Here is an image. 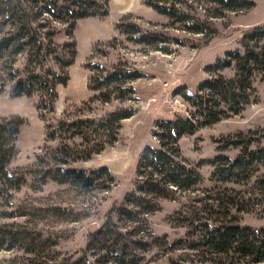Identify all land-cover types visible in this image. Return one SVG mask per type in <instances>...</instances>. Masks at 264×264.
I'll list each match as a JSON object with an SVG mask.
<instances>
[{"label":"rangeland","instance_id":"374dc122","mask_svg":"<svg viewBox=\"0 0 264 264\" xmlns=\"http://www.w3.org/2000/svg\"><path fill=\"white\" fill-rule=\"evenodd\" d=\"M6 1L0 0V13ZM89 1L14 0L20 14L38 28L40 43L27 37V50L12 57L0 46V117L26 120L9 170L35 171L12 199L0 201V223H17L24 238L37 233L40 239L33 252L0 251V263L121 264L119 258H124V264H264L208 244L212 231L224 226L264 229V157L247 156L244 150L249 140V151L264 147V81L259 75L244 110L179 139V159L200 174L197 184L185 190L166 184L164 195L136 185L141 153L147 146L159 147L157 122L197 118V107L187 96L201 92V83L211 77L208 66L229 51L243 50L244 35L264 26V0H249L255 2L252 9L223 15L220 6L208 0H157L184 9L186 21L159 13L143 0H111L108 17L78 19L71 33L78 12L96 11ZM98 1L107 8L106 0ZM192 25L202 31H193ZM0 29L2 38L11 26ZM74 39L79 53L67 68L70 80L57 86L58 98L49 111L46 84L17 89L18 82L31 71L45 76L60 72L55 56L69 60L65 44ZM113 72L120 74L118 81L104 83L101 90L89 89L91 77L99 80ZM221 73L230 78L236 68ZM131 74L139 77L126 78ZM17 90L23 94L16 95ZM108 92L111 99L105 101ZM171 96L182 109L174 111L178 114L166 103ZM121 108H132L135 114L121 122L118 140L90 159L83 157L102 139L92 127L84 129L86 137L65 128L54 139L48 136L60 120L100 118ZM232 140L238 144L228 143ZM228 158L237 161L232 174L227 173ZM58 164L86 170L107 166L115 179L103 174L90 185L44 183L43 174ZM12 210L22 215L1 214ZM113 244L117 251H109ZM125 245L129 247L123 256L118 248Z\"/></svg>","mask_w":264,"mask_h":264},{"label":"trees","instance_id":"16d2710c","mask_svg":"<svg viewBox=\"0 0 264 264\" xmlns=\"http://www.w3.org/2000/svg\"><path fill=\"white\" fill-rule=\"evenodd\" d=\"M105 6L102 9V4L98 0H91L90 5L96 11L78 12L75 16V22L71 24V33L76 28L77 20L85 17H97L104 19L109 16V3L111 0H106ZM220 6L219 14L223 15L226 11H243L252 9L255 2L249 0H208ZM5 8H2L0 13V26H11V30L0 38V46L3 45L9 51V57L20 54L27 50L25 38L29 37L34 43H40L38 28L33 20L26 14H20L21 10L18 5L14 4V0H7ZM143 4L158 11L159 13L177 17L180 21H186L189 17L187 12L174 5H168L158 2L157 0H143ZM101 11H100V10ZM20 10V11H19ZM118 27V26H117ZM193 31L200 32L202 28L199 25H192ZM3 31L0 29V33ZM136 31H140L137 28ZM139 41H144L143 37L138 38ZM243 50L229 51L223 58H219L215 64L207 67V71L211 75L200 85L201 92L195 96H187L188 100L197 107V118L184 119L177 117L172 120H162L157 122L158 131L156 135L159 139V147L147 146L141 153L138 161V169L141 174L136 177V185L139 190L145 189L147 193L157 192L159 195L167 193L166 184L176 186L177 189H188L197 184L201 177L200 174L191 168H188L180 161L178 141L186 134H193L203 124L216 122L231 114H239L250 103L254 93V78L258 75L264 81V26H258L246 33L242 38ZM65 47H69L70 59L67 60L62 56H55V60L61 71H49V75L45 76L31 71L28 76L22 78L17 85V89L22 86L32 85L33 83H43L47 85L50 104L48 110H53L54 103L58 98L57 86L59 84L67 85L70 80V75L67 68L74 62L78 56L77 41L66 43ZM39 50H43L39 46ZM54 52V51H50ZM56 53V52H55ZM32 56V52L30 53ZM235 66L236 73L233 77L224 76L221 71ZM120 74L113 72L107 74L106 77L100 76L99 80L93 76L90 79V90L103 89L104 83H113L118 81L116 77ZM137 74L128 75L126 78H138ZM94 81H97L95 83ZM99 82V84H98ZM94 83V84H93ZM133 90V87L130 88ZM33 93V90L26 92L28 96ZM23 94L17 90L16 95ZM111 99L110 93L105 96V101ZM44 102V100H43ZM135 114L132 108H121L110 112L100 118H76L60 120L54 130L48 134L51 138L58 137V133L62 129L73 131L74 136L86 137L85 128L92 127L100 136L94 142L93 148L87 151L83 158L90 159L93 154L102 152L107 145H111L118 140L119 131L122 127V121ZM44 119V115H42ZM26 123V120L18 115L10 117H0V201L6 199L9 201L14 197V192L22 188L27 183L29 174L34 173L33 169H19L10 171L9 165L15 157L18 146V135L21 127ZM50 126V125H49ZM106 138V139H105ZM88 139V138H87ZM229 141L230 144H238L237 140ZM250 140L245 145L247 156L264 157V147L258 151H249L248 147ZM171 147L173 151L169 150ZM41 159L40 156H38ZM229 160V158H228ZM228 174H232L236 168L237 161L229 160ZM38 171H36V174ZM39 173H41L39 171ZM224 173V172H223ZM108 175L111 181H114L115 176L109 167L103 166L91 170L71 167L63 168L60 164L46 171L42 176V181L45 183L48 180H53L60 184L69 183L79 186L86 183L95 182L96 175ZM36 189L40 186H34ZM135 197V196H134ZM136 198V197H135ZM138 199H141L138 198ZM9 205L12 206L11 202ZM149 211V210H148ZM1 214L4 217H16L22 215L17 210L3 211ZM17 223H0V251H15L23 250L25 252H33V247L40 236L37 233L32 238H24L23 232L19 229ZM38 235V236H37ZM25 240V241H24ZM208 244L217 251L235 250L241 253L244 257H251L254 262L264 261V229L256 230L249 227H241L238 224L224 226L214 230L208 239ZM129 246H121L118 249L123 253ZM113 250L117 251V246L113 244ZM119 263H126L124 258H119ZM1 264V263H0Z\"/></svg>","mask_w":264,"mask_h":264},{"label":"built area","instance_id":"2783aa9c","mask_svg":"<svg viewBox=\"0 0 264 264\" xmlns=\"http://www.w3.org/2000/svg\"><path fill=\"white\" fill-rule=\"evenodd\" d=\"M166 103L169 104L170 110L173 112V114L176 113V112H174L175 110H179V108H176V104H175V103H177V100H175L173 96H171L170 98H168L166 100ZM179 111H182V109H180ZM176 114H178V113H176Z\"/></svg>","mask_w":264,"mask_h":264},{"label":"crops","instance_id":"0c3cea01","mask_svg":"<svg viewBox=\"0 0 264 264\" xmlns=\"http://www.w3.org/2000/svg\"><path fill=\"white\" fill-rule=\"evenodd\" d=\"M86 20H88V19H86ZM78 25H79V24H78ZM78 25H77V26H78ZM76 28H77V27H76ZM107 30H108V29H106V31H107ZM75 32H76V30H75ZM103 35L106 36V35H107L106 32H105ZM98 38H99V37H98ZM98 38H97V39H98ZM101 38H102V37H101ZM104 38H105V37H104Z\"/></svg>","mask_w":264,"mask_h":264}]
</instances>
